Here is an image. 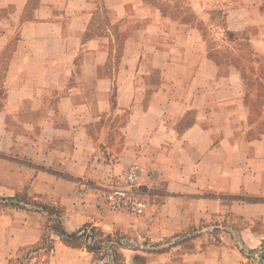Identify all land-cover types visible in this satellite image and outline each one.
I'll use <instances>...</instances> for the list:
<instances>
[{
	"label": "crops",
	"instance_id": "1",
	"mask_svg": "<svg viewBox=\"0 0 264 264\" xmlns=\"http://www.w3.org/2000/svg\"><path fill=\"white\" fill-rule=\"evenodd\" d=\"M134 164L149 208L122 223L101 194ZM14 196L33 207L0 212L9 254L51 249L37 205L67 229L136 226L157 243L141 249H235L226 228H264V0H0V197Z\"/></svg>",
	"mask_w": 264,
	"mask_h": 264
},
{
	"label": "rangeland",
	"instance_id": "2",
	"mask_svg": "<svg viewBox=\"0 0 264 264\" xmlns=\"http://www.w3.org/2000/svg\"><path fill=\"white\" fill-rule=\"evenodd\" d=\"M9 203L16 209L33 207L25 197H0V212ZM102 206L106 209L103 201ZM37 207L43 213L41 246L51 249H17L11 254L9 251L13 249H0V263L4 264L8 258L11 264H264V228H257L255 224L246 223V231L241 236L226 228L221 239L225 245L235 249H141L145 242L152 248L157 243L153 241L149 244L139 237L136 226L132 229L105 230L87 224L75 230L67 229L60 209L48 205ZM110 211L121 221V217L117 216L119 211ZM125 222L128 223L127 220ZM3 223L0 221V225ZM192 240L189 237L187 244L193 245ZM61 243L77 249H53ZM41 251L43 257L36 259V252ZM181 259L185 262H178Z\"/></svg>",
	"mask_w": 264,
	"mask_h": 264
},
{
	"label": "built area",
	"instance_id": "3",
	"mask_svg": "<svg viewBox=\"0 0 264 264\" xmlns=\"http://www.w3.org/2000/svg\"><path fill=\"white\" fill-rule=\"evenodd\" d=\"M140 172V166L132 165L125 174L127 188H107L102 192L104 207L109 210L126 211L135 216H144L148 211V203L141 197L143 193L133 188Z\"/></svg>",
	"mask_w": 264,
	"mask_h": 264
}]
</instances>
